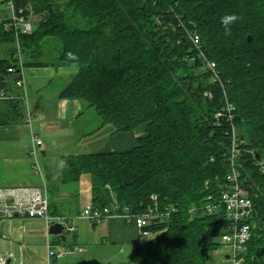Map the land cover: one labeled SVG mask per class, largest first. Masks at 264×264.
Wrapping results in <instances>:
<instances>
[{"label": "trees", "instance_id": "1", "mask_svg": "<svg viewBox=\"0 0 264 264\" xmlns=\"http://www.w3.org/2000/svg\"><path fill=\"white\" fill-rule=\"evenodd\" d=\"M14 4L16 17L33 30L17 37L5 29L6 13L0 17V126L25 125L37 136L17 82L24 68L52 66L75 71L59 98L80 100L81 117L99 120L113 134L145 130L128 152L61 158L67 163L61 184L90 176L93 209L143 215L156 197L168 214L144 228L154 238L138 245L128 264H207L229 227L221 195L234 149L254 205L253 236L240 258L264 264V0ZM225 13L241 17L230 35L220 22ZM53 41L62 49L47 61L44 49ZM69 51L79 60H67ZM50 243L56 248L63 240Z\"/></svg>", "mask_w": 264, "mask_h": 264}, {"label": "crops", "instance_id": "2", "mask_svg": "<svg viewBox=\"0 0 264 264\" xmlns=\"http://www.w3.org/2000/svg\"><path fill=\"white\" fill-rule=\"evenodd\" d=\"M74 74L73 70L52 66L22 70L26 88L20 91H23L24 95L26 91L32 93L33 99L36 100V109L38 108L42 119L46 120L41 124L37 118H32L31 122L34 133L43 141V147L45 141L55 140L51 131L54 128L61 131L63 142L68 147H85L83 150L95 148V151L88 154L123 153L137 147L139 139L145 134L144 129L113 134V128L102 127L99 120L80 116L84 110L80 100L59 98ZM44 111L48 112L47 115ZM38 123L40 126L36 129ZM77 123L80 134L74 135L73 129ZM88 128L90 130L86 131ZM67 132H70L71 136ZM84 143L90 144L83 146ZM33 149L32 136L25 125L0 126V198L9 199L10 194L17 190H37L43 192L48 199L49 212L50 214L52 212L53 216L73 218L79 215L82 212L81 194L64 191L68 185L61 184L62 170L58 166L62 156L72 154L54 155L45 148L42 153L44 166L41 167L43 171L41 176L33 170L34 158L31 153ZM51 188H55L54 192ZM83 221L86 220L79 222ZM93 228L102 230L106 242L121 245L127 248L129 253L132 250L135 252L138 245L148 243L154 238L129 225L121 217L105 219L94 224ZM77 229L79 230V226L76 227L72 241L62 239L63 243L59 247L80 248ZM49 230L46 221L41 218L15 216L0 220V256H7L10 264H48V261L44 263L46 250L48 251L52 237H55L50 235ZM67 234L69 233H65V236ZM63 259L53 261L51 264H74V261L66 262Z\"/></svg>", "mask_w": 264, "mask_h": 264}, {"label": "built area", "instance_id": "3", "mask_svg": "<svg viewBox=\"0 0 264 264\" xmlns=\"http://www.w3.org/2000/svg\"><path fill=\"white\" fill-rule=\"evenodd\" d=\"M5 1L7 21L5 29L8 31H15L16 36L19 34L32 33L33 27L31 22H27L24 19H18L15 13L14 0ZM192 41L195 46H200V38L198 35H193ZM19 61L22 67V55L19 54ZM207 70L215 73V64L207 62ZM217 76V75H215ZM18 88L25 89V82L20 80L17 82ZM1 99H5L2 96ZM26 100V96L24 97ZM29 127L31 128L32 118L29 114ZM32 142L34 149L32 150V157L34 158L33 170L38 175H43L41 165L38 162L37 149L41 148L42 141L36 135H32ZM235 154V149L233 151ZM231 157V171L226 178V185L221 195V204L226 211L227 218L229 220V227L227 232L222 236V243L225 245L229 253L227 255L228 264H245V260L240 258V254L244 253L247 249L248 242L252 239V225L249 223L254 213V205L251 199L247 197V194L242 188L241 180L235 165V155ZM11 198H0V219L13 218L15 216L29 217V218H41L44 219L50 229L53 225L60 224L64 227L65 233L74 234L76 232V221L86 220L91 223L101 222L111 217H121L128 224L136 226L143 232L144 228L150 226L155 219H164L168 214L160 212L158 207V200L153 198V207H150L143 215H132L128 213V210L123 214H113L109 209L104 211L88 208L84 212H81L74 220H70L65 217H55L49 212V202L43 192L31 189L17 190L10 194ZM119 211L118 208H115ZM145 233V232H143ZM148 234V233H145ZM60 247H52L51 243L48 246L47 258L48 264L53 261H59L64 258L65 255H72L76 252H80L78 247L65 248L63 251H59ZM0 264H9L6 258L0 257Z\"/></svg>", "mask_w": 264, "mask_h": 264}, {"label": "rangeland", "instance_id": "4", "mask_svg": "<svg viewBox=\"0 0 264 264\" xmlns=\"http://www.w3.org/2000/svg\"><path fill=\"white\" fill-rule=\"evenodd\" d=\"M65 0H52L55 4H64ZM3 1L0 0V17L4 16L6 13V7L5 4L2 3ZM61 46H59L55 41H53L50 44H47L46 48L44 49V59L47 61H52L58 54L61 52ZM24 59V58H23ZM11 81V78H10ZM26 87V86H25ZM18 93H21L24 95L23 91L21 92L18 90ZM26 100H25V107L27 111V116L29 114L31 115V118H37L39 122L42 124V122H45V119H42L41 113L38 111V108L36 109V100L33 99L32 93L29 91H26ZM24 96V97H25ZM45 112V111H44ZM48 112H45V115H47ZM34 115V117L32 116ZM52 113L49 115L51 117ZM79 123L75 124V129H73L74 135H79L80 129L78 128ZM39 123L36 124V129H39ZM35 128V127H34ZM60 128V127H59ZM90 128H88L86 131H89ZM52 131V137L55 138L53 141H45L44 147L37 149L38 152V162L43 168V162L44 158L42 157L43 150L46 148L48 151L53 152L54 155L58 154H72V155H78V154H88L93 151H95V148H86L83 150V148H79L76 146H67L63 142L62 133L58 128L51 129ZM65 132V131H64ZM69 136H71L70 132H67ZM66 135V134H64ZM41 140V139H40ZM42 141V140H41ZM89 142V141H88ZM31 143V140H30ZM43 143V141H42ZM90 143H84L83 146H86ZM32 147V146H31ZM32 149V148H31ZM55 188H51L52 191H54ZM64 191H68L69 193H77L79 192L81 194V201L80 206L82 207V212L87 210L88 208H92V184H91V178L89 175H85L82 177L81 182L79 184L74 185H68L67 188ZM63 191V192H64ZM76 205V203H74ZM77 228L79 226V241L78 245L80 246L81 251L76 252L72 255H65L63 261H70L74 264H128L131 259L134 257L135 253L133 250L131 253L128 252L127 248H123L121 245L117 246L114 244H111L109 241H105V234H103L102 230L98 228H93L94 223H91L89 221H83L79 222L76 221L74 224ZM66 239L71 242L73 239V234H67ZM105 241V242H104ZM221 246L214 251H211L206 256V262L207 264H228L226 262V255L229 253L228 248L223 245L222 240H218ZM65 248L60 247L59 251H63ZM82 252V253H81ZM134 253V254H133ZM0 257L6 258L7 256L1 255ZM47 250H46V256L44 263H47Z\"/></svg>", "mask_w": 264, "mask_h": 264}, {"label": "clouds", "instance_id": "5", "mask_svg": "<svg viewBox=\"0 0 264 264\" xmlns=\"http://www.w3.org/2000/svg\"><path fill=\"white\" fill-rule=\"evenodd\" d=\"M241 17L236 15L235 13H232V14H228V13H225L223 16H221L220 18V22L221 24L223 25L224 29H225V34L226 35H230L231 34V27L230 25H233L235 24L238 20H240ZM66 58L67 60L69 61H78L79 60V57L77 54L69 51L68 53H66ZM61 169L67 167V163L66 161H63L61 160L59 162V165H58Z\"/></svg>", "mask_w": 264, "mask_h": 264}, {"label": "water", "instance_id": "6", "mask_svg": "<svg viewBox=\"0 0 264 264\" xmlns=\"http://www.w3.org/2000/svg\"><path fill=\"white\" fill-rule=\"evenodd\" d=\"M250 40V38H249ZM1 81H4V78H0ZM50 235L53 236H60L63 240L66 239L65 233H64V227L60 224L53 225L49 230ZM10 264V262H9Z\"/></svg>", "mask_w": 264, "mask_h": 264}]
</instances>
